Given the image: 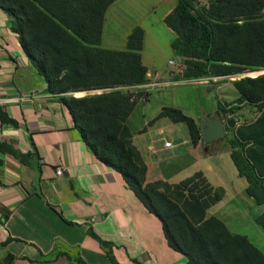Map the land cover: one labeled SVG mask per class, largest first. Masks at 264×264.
Here are the masks:
<instances>
[{
    "label": "crops",
    "instance_id": "crops-1",
    "mask_svg": "<svg viewBox=\"0 0 264 264\" xmlns=\"http://www.w3.org/2000/svg\"><path fill=\"white\" fill-rule=\"evenodd\" d=\"M177 5L178 0H118L106 13L101 47L125 51L131 33L141 28L143 65L148 75L162 74L161 87L151 92L144 85L122 88L146 94L128 120L133 143L148 168V183L175 185L202 173L224 193L208 217L221 220L259 249L252 234L264 211L257 217L253 213L256 201L247 194L248 181L239 175L225 146L228 140L194 144L185 123L161 117L165 108L190 114L185 96L189 85L209 87L210 93L225 87L236 90L223 79L171 78L169 61L179 56L173 49L177 35L166 19ZM193 95L199 107L198 95ZM239 98L237 91L226 104ZM212 110L207 116L219 115V108ZM0 115L7 118L0 117V264H80L78 259L114 264L109 253L117 264L188 263L170 246L160 218L85 143L69 109L49 92L45 78L30 63L3 9ZM167 142L172 143L170 149L165 148Z\"/></svg>",
    "mask_w": 264,
    "mask_h": 264
},
{
    "label": "trees",
    "instance_id": "trees-1",
    "mask_svg": "<svg viewBox=\"0 0 264 264\" xmlns=\"http://www.w3.org/2000/svg\"><path fill=\"white\" fill-rule=\"evenodd\" d=\"M116 1L0 0V9L49 92L69 109L85 143L160 218L170 246L188 258L187 264H264V254L247 237L208 217L224 193L202 173L175 185L147 182L148 168L128 127L146 94L122 89L149 81L141 54L145 33L135 29L125 51L101 47L106 13ZM166 24L177 35L173 49L186 63L185 81H224L264 69V0H208L202 9L195 0H178ZM232 83L240 98L220 105L219 114L253 108L257 116L241 124L231 119L225 139L240 177L248 181L247 194L264 206V75ZM81 93L87 95L76 97ZM161 117L185 123L193 143L202 142V128L181 110L165 108ZM256 223L264 230V213Z\"/></svg>",
    "mask_w": 264,
    "mask_h": 264
},
{
    "label": "rangeland",
    "instance_id": "rangeland-1",
    "mask_svg": "<svg viewBox=\"0 0 264 264\" xmlns=\"http://www.w3.org/2000/svg\"><path fill=\"white\" fill-rule=\"evenodd\" d=\"M196 1V5L199 9H202L206 4H208V0H195ZM180 58H183L182 56H179ZM264 75V69L261 70H257V71H249L243 74H237L235 76H231L228 77L227 79L224 77V81H222V83H232L236 80H240L246 77L249 78H256L259 76ZM209 81V79H205V80H200V82H206ZM233 84V83H232ZM189 90L186 91L185 96L186 97V103L188 105V107L191 109L190 110V114H188L189 117L194 118L200 125V127L202 128L201 125H204V121L205 118L207 117V115L209 113H212V109L213 108H220V105H224L232 100V97H234V95L236 94V90L233 89L232 87H225V89L220 90L219 93L214 91V93H210L208 91L209 87H203L202 85H198V84H194V85H189ZM218 87H215V90ZM218 91V90H216ZM85 94V93H83ZM193 94L198 95V100L199 102V107H195L194 104V98L195 96ZM87 95V94H85ZM84 95V96H85ZM83 97V96H82ZM212 98V99H211ZM210 99V100H208ZM212 100H213V104H212ZM220 117L223 119L225 125H226V131L227 134H229V129H230V121L231 119L234 120L236 122V124H241V123H245V122H249L251 120H253L256 116H257V110L256 109H246L240 112H237L236 115L228 114V113H220L219 114ZM223 141H226V139H221ZM227 144L225 145L226 147H228L229 149H231L230 144L228 141H226ZM226 155L223 156L222 160L227 162V159L225 157ZM221 160V159H220ZM262 211H264V206H259L257 203L255 204L253 213H255L256 217L260 215V213H262ZM255 234H252V240L254 242V244L261 249L264 252V231L260 226L255 227ZM261 232V233H259ZM254 235H256L254 237ZM259 235H261V239H259Z\"/></svg>",
    "mask_w": 264,
    "mask_h": 264
},
{
    "label": "built area",
    "instance_id": "built-area-1",
    "mask_svg": "<svg viewBox=\"0 0 264 264\" xmlns=\"http://www.w3.org/2000/svg\"><path fill=\"white\" fill-rule=\"evenodd\" d=\"M169 67L171 69V71L169 72V75L171 76L172 79L174 80H181V81H185L183 80V76L187 70V66L186 63L184 61L183 58H178V59H172L169 61ZM161 73L157 72L154 77L152 75H148V79L149 81L144 84V87L148 90V92H151L159 87H161L162 85V77H161ZM189 82H198V81H189ZM172 147V143L167 142L165 144V148L166 149H170ZM64 173L63 170L59 169L57 174L59 176H62Z\"/></svg>",
    "mask_w": 264,
    "mask_h": 264
},
{
    "label": "water",
    "instance_id": "water-1",
    "mask_svg": "<svg viewBox=\"0 0 264 264\" xmlns=\"http://www.w3.org/2000/svg\"><path fill=\"white\" fill-rule=\"evenodd\" d=\"M227 131L223 119L219 115L207 116L202 129V141L204 144L226 138ZM142 261V259H140Z\"/></svg>",
    "mask_w": 264,
    "mask_h": 264
}]
</instances>
